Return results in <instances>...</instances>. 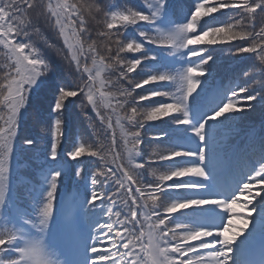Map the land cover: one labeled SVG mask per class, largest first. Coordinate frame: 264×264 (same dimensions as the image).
Returning a JSON list of instances; mask_svg holds the SVG:
<instances>
[{
    "label": "snow or ice",
    "instance_id": "snow-or-ice-1",
    "mask_svg": "<svg viewBox=\"0 0 264 264\" xmlns=\"http://www.w3.org/2000/svg\"><path fill=\"white\" fill-rule=\"evenodd\" d=\"M0 264H264V0H0Z\"/></svg>",
    "mask_w": 264,
    "mask_h": 264
},
{
    "label": "trees",
    "instance_id": "trees-1",
    "mask_svg": "<svg viewBox=\"0 0 264 264\" xmlns=\"http://www.w3.org/2000/svg\"><path fill=\"white\" fill-rule=\"evenodd\" d=\"M245 57H248L247 61H246V64L248 66H250L253 62L255 63H259L258 60H255L254 57L250 56V54H244ZM139 91V90H138ZM251 120H253L254 122L258 123L259 122V111L257 113H254L252 114V116L250 117ZM34 131H38L37 128H34ZM117 136H119V130H117ZM237 139H239V137H237ZM239 223V220L234 218L233 219V224H238Z\"/></svg>",
    "mask_w": 264,
    "mask_h": 264
}]
</instances>
